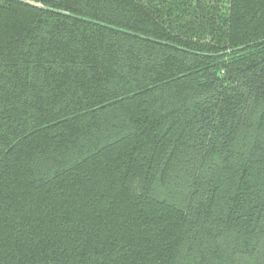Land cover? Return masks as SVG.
I'll list each match as a JSON object with an SVG mask.
<instances>
[{
  "label": "trees",
  "instance_id": "obj_1",
  "mask_svg": "<svg viewBox=\"0 0 264 264\" xmlns=\"http://www.w3.org/2000/svg\"><path fill=\"white\" fill-rule=\"evenodd\" d=\"M0 0V264H264V0Z\"/></svg>",
  "mask_w": 264,
  "mask_h": 264
},
{
  "label": "water",
  "instance_id": "obj_2",
  "mask_svg": "<svg viewBox=\"0 0 264 264\" xmlns=\"http://www.w3.org/2000/svg\"><path fill=\"white\" fill-rule=\"evenodd\" d=\"M19 1H23V2H25L27 4H29V5H32V6L41 8V9H45V10H49V11H54V12L61 13V14L71 15L70 13H68L66 11H62V10H58V9H55V8L47 7V6H44V5L39 4L37 2H33V1H29V0H19Z\"/></svg>",
  "mask_w": 264,
  "mask_h": 264
}]
</instances>
